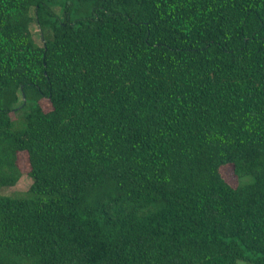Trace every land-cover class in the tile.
I'll return each mask as SVG.
<instances>
[{
    "label": "trees",
    "instance_id": "trees-1",
    "mask_svg": "<svg viewBox=\"0 0 264 264\" xmlns=\"http://www.w3.org/2000/svg\"><path fill=\"white\" fill-rule=\"evenodd\" d=\"M20 151L0 264H264V0H0Z\"/></svg>",
    "mask_w": 264,
    "mask_h": 264
},
{
    "label": "rangeland",
    "instance_id": "rangeland-1",
    "mask_svg": "<svg viewBox=\"0 0 264 264\" xmlns=\"http://www.w3.org/2000/svg\"><path fill=\"white\" fill-rule=\"evenodd\" d=\"M30 29H31L34 41L36 43H39L36 25H34V23H31ZM39 103L43 110L49 109V103L46 99H40ZM16 163H17L18 168L21 171V176L13 186L0 187V194L2 195H17V196L24 195L25 196L28 194L26 193V188L28 187L30 183V178L26 174V171L28 169V164L26 160V153L24 151H20L17 153ZM221 174L228 183H230L231 185H235L236 180H235V177L231 173L230 165L222 167ZM236 264H248V263L244 261H237Z\"/></svg>",
    "mask_w": 264,
    "mask_h": 264
},
{
    "label": "water",
    "instance_id": "water-1",
    "mask_svg": "<svg viewBox=\"0 0 264 264\" xmlns=\"http://www.w3.org/2000/svg\"><path fill=\"white\" fill-rule=\"evenodd\" d=\"M22 99H23V97H22Z\"/></svg>",
    "mask_w": 264,
    "mask_h": 264
}]
</instances>
